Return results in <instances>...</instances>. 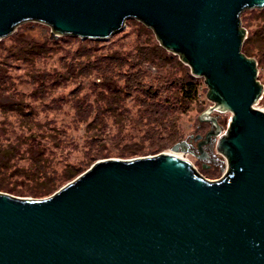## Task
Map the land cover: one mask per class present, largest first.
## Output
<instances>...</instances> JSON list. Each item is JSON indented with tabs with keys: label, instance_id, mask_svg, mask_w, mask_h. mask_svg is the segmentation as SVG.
Segmentation results:
<instances>
[{
	"label": "water",
	"instance_id": "obj_1",
	"mask_svg": "<svg viewBox=\"0 0 264 264\" xmlns=\"http://www.w3.org/2000/svg\"><path fill=\"white\" fill-rule=\"evenodd\" d=\"M264 0H0V40L22 23L51 39H107L134 18L204 77L213 102L205 135L172 151L225 156L204 177L173 152L96 161L45 198L0 191V264H264V94L256 58L242 47V14ZM230 112L227 129L215 112Z\"/></svg>",
	"mask_w": 264,
	"mask_h": 264
},
{
	"label": "rangeland",
	"instance_id": "obj_2",
	"mask_svg": "<svg viewBox=\"0 0 264 264\" xmlns=\"http://www.w3.org/2000/svg\"><path fill=\"white\" fill-rule=\"evenodd\" d=\"M242 15L252 19L250 27L243 25L248 34L259 30L264 36V9H248ZM50 34L49 25L29 21L0 40V67L10 77V88L20 93L15 99L27 105L25 111L31 110L27 119L0 108V156L5 159L0 182L13 189L0 191L45 198L96 161L171 152L175 143L210 129L198 119L213 104L204 77L193 76L179 55L162 47L141 21L128 19L107 39H51ZM32 42L39 45L40 55L22 51ZM157 46L173 59L165 62L155 56ZM259 51L258 78L264 83V43ZM188 74L197 82V93L189 101L181 92L190 93L185 87ZM257 106L264 110L262 98ZM214 114L226 130L231 113ZM7 148L10 151H3ZM213 153V160H201L191 152H177L204 177L217 180L228 165L216 148ZM72 168L81 172L67 181L64 174ZM53 179L54 192L35 194Z\"/></svg>",
	"mask_w": 264,
	"mask_h": 264
},
{
	"label": "trees",
	"instance_id": "obj_3",
	"mask_svg": "<svg viewBox=\"0 0 264 264\" xmlns=\"http://www.w3.org/2000/svg\"><path fill=\"white\" fill-rule=\"evenodd\" d=\"M251 20H252L251 16L242 15V23L245 27L251 26ZM262 29H264V27ZM52 41L54 42L55 40ZM263 43H264V36H262L259 30H255L249 32L242 47V51L247 56L256 58L259 66H260V58H258L256 55L259 54V52H261L259 50H261ZM22 51L26 53V56L40 55L39 45L35 42L30 43V46H28ZM155 56H157L161 60H164L165 62L173 59V57H171V55H169L167 51L160 46H157ZM148 58L151 59L149 56ZM9 79L10 77L7 75L6 71L0 67V108L4 113H7L8 111H14L19 113L20 116H22L23 118L28 119L31 115L30 112L31 110L25 111L27 105H23V102H21L19 99H15V97H18V95H20V93L10 88ZM186 81L187 82L185 84V87L189 88L188 90L190 91V93L187 94L186 92H183V89H181V92L184 100L189 101L190 99H193L197 93V89H196L197 82L195 81V78L189 74L186 75ZM262 99L264 100V94L262 96ZM162 113H164V111ZM3 151H10V148H7L6 150ZM3 161H5V159L1 155L0 167L2 166ZM80 172L81 170L79 168H72L71 171H69L67 174H64V179H66L67 181L72 180L77 175H79ZM55 185H56V180L55 179L50 180L47 184L42 186L41 190L35 191V194L37 196L50 194L51 192H54L57 189ZM2 189L9 191L13 190L12 188L8 187V185H5L3 181L0 182V190Z\"/></svg>",
	"mask_w": 264,
	"mask_h": 264
},
{
	"label": "flooded vegetation",
	"instance_id": "obj_4",
	"mask_svg": "<svg viewBox=\"0 0 264 264\" xmlns=\"http://www.w3.org/2000/svg\"><path fill=\"white\" fill-rule=\"evenodd\" d=\"M188 141L190 142V146L192 149H194L195 151H198V141H195L192 137H190V139H188ZM205 150L208 153V156L206 158V160H213V148H211L209 145H205L204 146Z\"/></svg>",
	"mask_w": 264,
	"mask_h": 264
},
{
	"label": "bare ground",
	"instance_id": "obj_5",
	"mask_svg": "<svg viewBox=\"0 0 264 264\" xmlns=\"http://www.w3.org/2000/svg\"><path fill=\"white\" fill-rule=\"evenodd\" d=\"M171 152H173V153L177 154V152H175V151H171ZM178 155H179V154H178Z\"/></svg>",
	"mask_w": 264,
	"mask_h": 264
},
{
	"label": "built area",
	"instance_id": "obj_6",
	"mask_svg": "<svg viewBox=\"0 0 264 264\" xmlns=\"http://www.w3.org/2000/svg\"><path fill=\"white\" fill-rule=\"evenodd\" d=\"M261 98H262V97H261ZM261 98H260V99H261ZM186 159H187V158H186Z\"/></svg>",
	"mask_w": 264,
	"mask_h": 264
}]
</instances>
